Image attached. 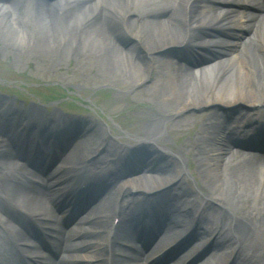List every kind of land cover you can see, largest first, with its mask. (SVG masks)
I'll return each mask as SVG.
<instances>
[{
  "label": "bare ground",
  "instance_id": "6f19581e",
  "mask_svg": "<svg viewBox=\"0 0 264 264\" xmlns=\"http://www.w3.org/2000/svg\"><path fill=\"white\" fill-rule=\"evenodd\" d=\"M61 1L0 0V37L16 35L20 41L27 40L26 34L16 26L18 13L14 11L22 8L24 14L29 16L40 14L42 18V29L38 32L36 44L34 43V48H31L30 45L23 46L25 52L34 54L37 52L43 55V51H45L44 54L52 55L59 62L69 60L76 55L79 56L78 59H82H77V61L85 60L84 64L88 67L94 66L95 63L97 67L104 70L107 76L113 74L112 78L109 77L117 82L125 80L137 84L149 78L148 82L151 83L148 85L149 93L153 95L157 113L151 117L148 114L142 116V125L146 133V138L143 140L151 139L158 142V138L168 134L169 127L174 122L182 125V121L187 119V116H184L168 122L167 119L170 116L186 115L187 111L213 108L214 110H208L211 112L206 115L201 114L200 117L201 122L204 121L203 126L198 130V134L202 136L200 140L202 142H198L195 138L190 145V148L196 151L195 155L198 157L199 166L214 186L212 192L207 191L205 184L199 186L201 190L208 193L206 201L203 202L205 199L194 195V192H189L181 183L180 188L183 189V192L173 210V213L177 214V219L172 217H168V219L177 231H180L185 226L184 222H189V219L191 221L193 215L202 208L198 232L211 234L212 230H217L216 228L205 232L204 228L206 227H201L204 220L210 223L207 226L219 227L213 245L219 244L220 249L217 251V255L221 252L219 259L222 261L215 264H222L224 260V264H227L226 258L228 257L231 258L229 263L232 264L237 262L251 264L252 261L264 264V158L257 155L243 158L239 150L233 151L232 147L240 143L236 141L238 135L235 132L236 128H240L238 127L239 121L236 117V121H233L235 126L230 127L218 118L219 113L222 114L226 111L234 113L238 110L240 111L238 116H245L243 123L245 127L261 125V118H264L262 117V115L264 116V2L259 0H141L143 4L135 6L129 3L130 0H106L109 5L105 6L106 3L102 4L103 0ZM133 1L131 0V3ZM141 1L140 3H142ZM110 2H117V4ZM254 2H257L259 11L249 12L247 5ZM109 6L116 7L119 13L111 14L107 10ZM49 17L50 22H56L59 19L60 23L64 25L73 22V20L76 22L77 18L82 17V26L84 24L90 26L87 30H93L94 34L101 33V35H96L97 38L104 34L98 30L100 27L95 24L97 21H105L103 26H110L112 35L110 39L104 35V41L107 45L113 44L119 48V51L123 52V57L115 59V56L100 55L89 48H87L85 56L74 53L70 47L61 49V45H58L49 48L48 45L51 41L54 42L55 38L48 21ZM32 20L37 23L39 21L38 19ZM45 22L49 27L45 26ZM130 28L137 29L138 34L135 35V38L131 36L129 46L122 47L118 44L117 39L127 34V30H131ZM179 43L189 54H199L205 50V60L188 62L185 55L184 58L179 57L178 62L175 61L168 52L175 49L174 47H177ZM166 45H169V48L161 51L162 47ZM141 47H145L150 52L159 49L157 51L159 53L150 54L149 61L153 57L152 62L146 60L140 62L137 54ZM228 56L230 57L228 58ZM55 59L52 64L57 63ZM203 62H207L206 65L199 67ZM197 66L198 68L194 69ZM197 70L200 71L199 75L196 74ZM210 70L212 72H209ZM42 74L48 76L46 73ZM139 79L141 80L139 81ZM0 101L2 100L0 99ZM29 118L32 119V117ZM80 141H83L81 145L72 147L69 159L80 149L89 146L87 144H90V141L95 140L91 133L85 136V140ZM5 143L6 141L0 138L1 196L6 201L18 202L24 210L41 217L52 227L56 226L51 229H56L55 234L60 237V240L64 239L65 231L55 224L59 214L55 213L48 204V201L53 200L60 192L57 182L50 178L47 181L49 186L46 188L37 185L30 178V175L34 177L35 174H28L13 165L12 150L6 147ZM17 150L16 148L13 152ZM88 154V157L93 156V153ZM186 154L188 155L189 152L183 148L179 152L177 161L180 163V169L178 173L186 169L184 164L187 162ZM136 155L135 161H141L140 155ZM97 160L99 158H96ZM177 163L174 161L172 165H168L175 171ZM145 169L154 171V173L158 170L153 166H146ZM123 170L124 173L127 170L131 173L136 169L129 171V168L124 167ZM174 174L172 173V175ZM156 177H159V181L161 180L156 184L158 189L174 178L168 175ZM142 180L144 179L140 177L134 180L133 184L137 188L131 192L140 188ZM125 185L122 184L116 189L115 198L109 202L108 209L112 213L121 210L117 208V197ZM199 192L200 190L197 193L199 194ZM192 197L193 200H191ZM251 202L254 203L253 207H249ZM111 229L113 228L111 227ZM230 229L235 237H231ZM247 230H251L254 237L257 235L262 240L263 249L261 251L247 252L246 248L245 253L240 252V247L235 240ZM169 234L171 232L166 231L164 235L167 237ZM15 235L23 239V234L19 230L15 231ZM125 235L121 234L119 238L125 240L126 237H129L127 234ZM141 235L142 238H146L145 235ZM130 239L129 241L132 242L137 241L135 235ZM22 242L24 241L16 243L21 250L38 253L33 249L25 248ZM221 242L224 244L220 245ZM101 243H91V248L100 247L99 251H102L100 255L105 256V261L99 260L93 264H108L110 257L116 264H126V261L133 264H145V261L151 258L149 257L150 253L146 251L147 241L142 248H138L137 253L126 252L124 257L118 256L117 253L122 251L115 247L113 242L111 256L108 255V245L101 247L104 242ZM107 244H109L108 241ZM225 246L230 249L221 250ZM151 254V256L154 255ZM83 257L87 258V255H83ZM0 264H7L1 256ZM203 264H210V262L205 261Z\"/></svg>",
  "mask_w": 264,
  "mask_h": 264
},
{
  "label": "rangeland",
  "instance_id": "374dc122",
  "mask_svg": "<svg viewBox=\"0 0 264 264\" xmlns=\"http://www.w3.org/2000/svg\"><path fill=\"white\" fill-rule=\"evenodd\" d=\"M140 1L141 0H134L131 3L130 0L129 3L139 6L143 4V2L141 1L142 3H140ZM104 3H106L105 6L109 5L106 0H103L102 4ZM110 3L117 4V2ZM26 6L28 7V5ZM130 8L133 9L132 6H130ZM22 10V8H19L18 11H14L18 13V15H16V19L18 20L16 26L26 34L28 37L27 40H24V42L20 41L19 37L16 35H4L0 37V89L2 91L0 92V99L4 100L3 102L7 101L8 104L14 103V106H23L24 108L27 107L29 102H32L31 104L38 105L37 107H40V109L43 106L46 107L48 111H52L54 106L50 105L51 101L58 102L63 98L65 99L68 97L67 90H69V94L75 102L56 104L55 106L61 107L66 113L78 114L79 117L76 119H78L79 126L82 128L86 124L84 116L89 117L92 120L91 125L99 135L103 136L109 143H112V141H117L118 143L115 144V148L99 154L98 157L105 156V154H113L114 150H117L118 145L120 146V142L134 141V137L137 139L145 136L146 133L142 125V116L148 114L151 117L157 113V107L152 97L153 95L149 93L150 88L148 85L151 84L148 82L149 78L137 84H135L136 82L132 83L125 80L117 82L111 79L113 74L109 75L111 76L110 78L106 75L104 70L97 67L95 63L94 66L90 65V67H88L84 64L85 60L77 61L79 56L76 55L69 60L59 62L57 58H53L52 55L48 56L44 54L45 51H43V55L37 52L36 54L25 52L23 46L28 47L30 45L31 48H34V43L38 38V32L42 29V18L40 14L29 16L28 14H24ZM107 10L111 14L117 15V13H119L116 7L109 6ZM32 19H38L39 21L37 23ZM48 21L55 34L54 42H50L48 45L49 48H54L58 45H61V49L70 47L74 53L80 54L81 56H85L84 54H86L87 48H89V50L94 53H99L100 55L115 56V59H121V56L123 57V52L119 51V48L115 47L112 43L111 46L107 45L104 41V35H107V39H110L112 35V28L107 25L103 26V24L106 23L105 21H97L95 24V26L100 27L98 30L104 34L102 35L103 39L102 36L100 38L96 36L101 35V33L94 34L95 32L93 33V30H87L90 26H86V29L82 27V17L77 18L76 22L73 20V22L65 25L60 23L59 19L56 20V22H50L49 17ZM46 24L45 22V26L49 27V25ZM130 29L132 30V28ZM131 30H127V34L119 38L120 40L117 39L118 44L122 47L129 46L131 43V36L135 38V35L138 34L137 29ZM141 48L143 49H139L137 54V58L140 62L145 60L150 62L153 59L152 57L149 61L148 58H150V54L152 53L154 55L159 53L157 52L159 49L150 52L148 49H145V47ZM181 52L182 50L177 49L169 51L168 53L171 58L178 60L176 58H178L177 56H182ZM229 57L230 56H228V58ZM54 59L55 61L57 60V63L52 64ZM78 60L82 59L79 58ZM192 61L196 60L194 59ZM212 70L209 72H212ZM198 72L199 71H197V73ZM42 73H46L48 76H44ZM140 80L141 79H139V81ZM53 91H55L54 95L56 99L48 100L47 98L52 96L51 92ZM15 95L18 98L14 97ZM37 98H39V101ZM71 98H67L66 101L70 102ZM20 100L26 102L24 103ZM76 102L78 103L76 104ZM72 103H75L77 107L73 106ZM198 110L187 111L186 115L170 116L167 119L168 122H172L177 118L187 116L186 121H182V125L174 122L173 125L169 127L168 134L162 135L159 138V140L162 141V145L165 146L164 150L170 151L171 153L173 152L175 153L174 155H176L179 154L183 148L189 152L188 156L191 155V141H194L195 138L196 140L199 139L200 136H197V132L204 124V121L201 122L200 120L201 114L206 115V113L211 112L208 110L214 109L208 108L200 111ZM235 114L236 113H234V115ZM218 115L222 116L221 118L224 119L223 113H219ZM91 145L94 147L93 144ZM194 167L193 161H190V168L193 171L191 172V177L185 176L184 182L186 184L184 188L189 190V192H194V195L199 196V198L202 197L201 199H203L204 195L208 194L207 191L210 193L212 192L214 186L210 183L209 177L205 175L202 168L199 169L197 164V169ZM201 184L206 185L207 191L200 189L199 186ZM199 190L200 192L198 194L197 192ZM120 195L123 197L122 201L131 198L129 191L121 192ZM191 200H193V197ZM203 202L201 203L203 204ZM253 205L254 203H249V207H253ZM202 210V208L198 210L200 214ZM209 224L207 220H204L201 225L207 229L217 228V226H207ZM242 244V251L244 253L246 248L247 252L251 250L261 251L263 249L262 240L257 235L254 237L251 230H248V236L244 238ZM213 261L215 260L213 259ZM251 264L258 263L252 261Z\"/></svg>",
  "mask_w": 264,
  "mask_h": 264
}]
</instances>
